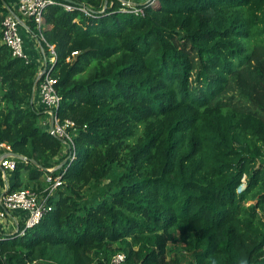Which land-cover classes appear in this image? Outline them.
<instances>
[{
    "label": "trees",
    "instance_id": "obj_1",
    "mask_svg": "<svg viewBox=\"0 0 264 264\" xmlns=\"http://www.w3.org/2000/svg\"><path fill=\"white\" fill-rule=\"evenodd\" d=\"M72 1L93 17L51 5L44 37L73 144L40 124L41 70L2 42L0 0V142L28 159L11 189L64 182L24 236L0 232V264H112L116 243L122 264H264V0Z\"/></svg>",
    "mask_w": 264,
    "mask_h": 264
},
{
    "label": "built area",
    "instance_id": "obj_2",
    "mask_svg": "<svg viewBox=\"0 0 264 264\" xmlns=\"http://www.w3.org/2000/svg\"><path fill=\"white\" fill-rule=\"evenodd\" d=\"M120 3V11L122 13L134 14L136 16H145L143 5L150 3L157 4V0H117ZM59 5L67 12H80L85 17H93L92 8L85 3H75L73 1L61 0H17L14 6V11L5 17L2 26V42L8 46L14 57L21 58L27 62H32L25 49L22 30H28V23L35 25L38 34L35 36L40 45L41 52L44 57L45 64L40 71L41 82L37 88L40 95L41 103L47 110V118H43L41 125L50 130L51 116L55 115V111L59 108L61 99L58 95L55 84L56 79L51 75V68L54 66L57 59V52L54 45L49 44L44 37L46 29L45 13L49 6ZM45 44L48 57L42 48V43ZM74 53L73 55H75ZM47 62V65H46ZM50 65V66H49ZM74 123L66 120L62 123L57 116L54 119V134L60 138H67L71 144V137L67 133L69 127H73ZM65 149L71 151L72 146L66 144ZM12 149L6 143L0 142V164L3 167V184L0 186V232L6 235L24 236L26 232L38 225L44 216L52 209L50 198L63 185L62 175L54 176L53 170H50L45 175L46 186L42 190L31 188H23L12 190V184L9 182L7 173H13L16 169V162L19 159L11 156ZM73 155L69 154V158ZM123 252L116 253L112 258V264H122L125 261Z\"/></svg>",
    "mask_w": 264,
    "mask_h": 264
},
{
    "label": "rangeland",
    "instance_id": "obj_3",
    "mask_svg": "<svg viewBox=\"0 0 264 264\" xmlns=\"http://www.w3.org/2000/svg\"><path fill=\"white\" fill-rule=\"evenodd\" d=\"M22 36H24V32L22 31ZM24 38V37H23ZM25 43V41H24ZM68 153V150L64 149L62 152V156H65ZM114 171L115 172H119L121 171V168L119 167H114ZM12 177V174H9V179ZM45 178V176H44ZM42 178V181H45V179ZM112 179V178H111ZM111 179H105L103 180L101 183H99L98 185L96 184H90L86 187V189L84 190V194L87 197L88 200H92L97 198V196H99L104 190H106L107 188L111 187ZM31 184V183H30ZM33 184L30 185L29 188H33L32 187ZM245 185H243L240 190L244 189ZM173 251L171 256H175V257H179L181 259L182 262H186L191 260V255H189L186 252H182V249L176 245V246H172ZM113 253L112 256L115 254V252H119L122 251L121 249V244L120 243H116L113 245ZM124 252V251H123ZM125 253V252H124Z\"/></svg>",
    "mask_w": 264,
    "mask_h": 264
},
{
    "label": "crops",
    "instance_id": "obj_4",
    "mask_svg": "<svg viewBox=\"0 0 264 264\" xmlns=\"http://www.w3.org/2000/svg\"><path fill=\"white\" fill-rule=\"evenodd\" d=\"M8 2L10 3V6L14 8V6L17 3V0H8ZM22 31L24 32L23 37L25 41L26 52L28 53L31 61L36 62L39 66V69L41 70L43 68V64H45V61H44L43 54L41 52L40 45L30 31L25 30V29H23ZM33 101L37 109H44L41 103V100H40V95L37 90L35 91ZM44 118H47V117H44ZM9 174H12V173L8 172L6 174L8 179H9ZM12 181H13V175L9 179V182H11V184H12Z\"/></svg>",
    "mask_w": 264,
    "mask_h": 264
},
{
    "label": "water",
    "instance_id": "obj_5",
    "mask_svg": "<svg viewBox=\"0 0 264 264\" xmlns=\"http://www.w3.org/2000/svg\"><path fill=\"white\" fill-rule=\"evenodd\" d=\"M61 1L71 2L72 0H61ZM107 2H108V0H106V5H107ZM46 65H47V62H46ZM40 77H41V75H39V78H40ZM39 78H38V79H39ZM54 119H55V115H52V116H51V125H50V130H49V132L52 133V134H54ZM11 156H12L13 158L19 159V160H21V161H27V160H28L26 157H23V156H21V155L14 154V153H12ZM1 160H2V159L0 158V162H1ZM30 161H31L32 164H34V165H36L37 167H39L38 164H37V162H36L35 160H30ZM0 170L4 171L3 167L1 166V164H0Z\"/></svg>",
    "mask_w": 264,
    "mask_h": 264
}]
</instances>
